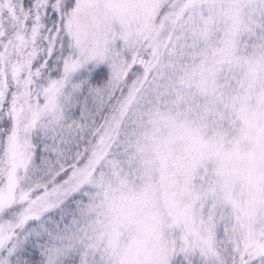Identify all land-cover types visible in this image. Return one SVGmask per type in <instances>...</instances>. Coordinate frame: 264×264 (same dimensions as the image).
Listing matches in <instances>:
<instances>
[{
	"label": "snow or ice",
	"instance_id": "6c2138e0",
	"mask_svg": "<svg viewBox=\"0 0 264 264\" xmlns=\"http://www.w3.org/2000/svg\"><path fill=\"white\" fill-rule=\"evenodd\" d=\"M0 264H264V0H0Z\"/></svg>",
	"mask_w": 264,
	"mask_h": 264
}]
</instances>
